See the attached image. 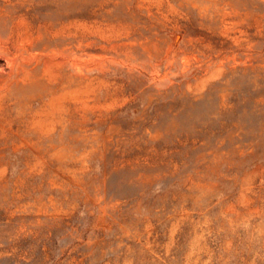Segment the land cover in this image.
Listing matches in <instances>:
<instances>
[{
    "label": "rangeland",
    "instance_id": "rangeland-1",
    "mask_svg": "<svg viewBox=\"0 0 264 264\" xmlns=\"http://www.w3.org/2000/svg\"><path fill=\"white\" fill-rule=\"evenodd\" d=\"M0 264H264V0H0Z\"/></svg>",
    "mask_w": 264,
    "mask_h": 264
}]
</instances>
